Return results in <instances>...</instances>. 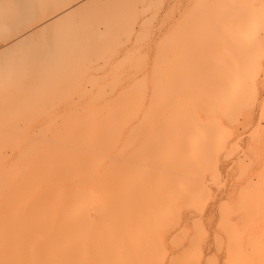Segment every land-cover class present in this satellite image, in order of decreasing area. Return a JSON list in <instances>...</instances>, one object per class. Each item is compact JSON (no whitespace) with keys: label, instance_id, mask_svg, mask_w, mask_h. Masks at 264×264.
<instances>
[{"label":"bare ground","instance_id":"6f19581e","mask_svg":"<svg viewBox=\"0 0 264 264\" xmlns=\"http://www.w3.org/2000/svg\"><path fill=\"white\" fill-rule=\"evenodd\" d=\"M22 1L23 0H21V2ZM33 1L36 2L35 0H29L26 5H32L34 3ZM64 1L65 3L69 2L68 5H70L71 1L73 0H60V2H63L61 5L66 7ZM117 1L123 2V10L121 11H123L125 15L124 13L122 14V16L124 15V21L122 22L126 25L124 27L126 29L127 21L129 18L133 17L134 9H136V6L134 7L135 4H133L134 2H132V0H103L105 4V6L103 7H101L102 1H99L98 5H100V7H98V10L96 9V13L98 14L95 13V19L99 22H102L105 25L104 28H108L111 25L109 30L112 28V33H114L112 26L115 27L116 24L114 23L116 22L114 20H117V18L112 17L113 20L111 18L108 19V16L110 14L108 13L109 15H106V12H109L108 9H112V7L114 8V5L117 4ZM39 2H41V0ZM50 2L51 4L55 3L54 1ZM106 2H108V6H106ZM150 2L148 0V3ZM57 3L58 2H56L55 4ZM97 3L98 1L95 2V4ZM87 5L88 3L82 4L79 9L81 10ZM92 6L94 5L92 4ZM223 6H225V4ZM16 8H18V6L16 7L12 5L9 0H0V30H2L4 27H6L7 24L11 23L15 19L16 15L19 12V10H16ZM194 8L195 7H193L192 10H195ZM236 8L242 11H240L241 14L236 25L232 26V28H229V31L221 34V36L219 35L220 37L218 38L216 37L218 27L214 24H208L206 25L208 36L204 43H202V41L200 42L201 37L199 38V36L201 35L197 34L196 40L194 41L195 46H185L182 49H179L180 51H176L174 59H165V61L163 62L162 68L160 70V75H179L180 78H182L181 76L185 77L187 75H190V77L193 76L192 79H194L195 81L190 80V82L187 84V87L190 88V94L193 93L190 91L199 88H205L207 85H209L211 89H205L203 97L199 99L195 98L194 100H192L187 98L185 93H183V90L185 89H183L181 85V88L183 89H181V92H183L180 94V97L175 101H170L164 106L162 111L164 112V118L168 123L165 125L164 122H162L163 124L160 127L163 128L161 130V136H167L160 142L161 146L164 147V149L166 148V151H160V154H164V152H166L165 157L163 156V154L161 156L163 157V162H161L162 165L159 162L161 161V159L156 161L154 160L156 159V157L157 159H159L157 154L160 155L158 151L161 150L159 149L161 146L158 147L159 150H155V152L157 151V153L152 152L153 158L149 156V154L151 155V153H149V151L152 150L151 148L148 147L149 151L147 153H145L146 150L144 151V154H146L145 156L141 155L143 151H139L147 148L137 149V152L140 153L142 159H144L143 157L146 156L150 157H146L147 160L152 158V165H149V163H151L150 160L149 163H147L149 166H160L159 168L165 170L166 172H186L189 169H192L195 162H198L200 159H202V157L203 160L205 158L204 162H206L205 164H207L206 159H209L211 155L210 153H212L214 148L216 147V141L221 138V136H223V120L228 119L230 115L237 112L243 106L249 91L257 85V79L259 78L261 72L260 66L262 65V59H259L260 57L258 58V56L261 55H259L260 51L258 50L262 48V46H264V34H260L258 32H264V0H246V2H244L241 6H238ZM114 9L110 11L111 14L114 13ZM206 9H208L206 6H202V13H200H216L209 10L207 11ZM192 10L190 11L191 14L193 13ZM74 11L76 10H73V12ZM88 11H90V9ZM73 12H70L68 14H64L62 12L63 16L58 17V19L52 21V23L42 29V31L47 35V41L44 44L42 54L38 59L35 57H30L27 52H25L21 56L10 58L6 62L4 57V50L0 52V264H132L133 261H135L136 256L134 253L136 251H134V249L137 250V246H133V243L136 245V242L133 241L131 243L132 246L130 245V252H134H131V255L127 256V253L125 252L127 251L126 249L129 247L128 244H130L131 241L127 240L126 243V239H134V237L135 239L138 238V230L141 229L142 226L144 227V225L147 224L145 217L149 216L152 222V216L154 215V213H156V211H153L155 209L151 210L152 207H149L150 209L148 208L147 210L144 209L145 205L154 206V204H150L152 202H150L149 200L150 189H153L151 191V194L153 196L154 202L156 201L155 204L158 205V196H154L155 192L153 194V191L155 188H152V186L155 185L153 179L155 176L153 177L152 174L155 168L153 170H150L149 168H141L142 171L144 170L143 173H141L140 170V173L142 174V176L144 175L143 177H145V179L143 180L145 182L143 180L140 182L136 175H132V172L134 171L133 169L136 167L137 163L140 162V157L138 156V153H136V150L131 151V153L129 154H125L124 157L121 156L123 158L120 157L123 149L119 150V152L114 154L113 156L111 154L119 149H117L116 146H118V142L122 140V134L126 133L124 132L125 130L123 131L120 127L124 125L131 126L133 124H136V122H138L139 118L142 116L140 113V103H138L137 99L136 91L138 90L132 89L127 91L124 89L130 79L133 78V82L136 81L134 80V77H137L136 73H139L137 69L136 72L132 71V75L128 74L129 78L127 82H125V86L123 82L125 80H121V78L119 79V77L116 78L119 79L116 80L117 82L112 81L114 79L110 80L112 81V84L116 86L109 93L99 92L95 95L92 94V96L88 97L87 99L83 98L84 101L82 100V103H80L79 100L76 103H79V106L81 105L80 107L77 106L78 104H76V106H69V108H65V111L60 112L59 118L57 117L59 119V122L56 121V123L53 124V122L51 123L50 121V123H48V126L43 127L42 129L38 128L40 129L38 130V132H36L38 136L33 138L28 136L29 138L26 137L23 144L18 143V137L23 132L26 126L29 128V133L31 131L34 132L33 130H31L30 126H25L26 123L24 125L20 123V121L23 123L26 118L28 119V115L30 117L32 112H36L34 110L30 111V109L32 108L31 106L34 105V100L36 101V98L33 99V96L39 94L41 95V98H46L47 100H49L47 96L52 90L54 92L55 86H58L59 88H57L63 91V98H69L70 94L72 93V91L69 90H75L81 86L78 83H82L81 69H86V58H89V56L92 57V55L96 53L95 51L93 53L95 46H97L100 42L102 44V42L104 43L105 41H107L108 38H110V34L111 36H114V34L112 35L111 32L108 35V30L105 37H109L105 41H103L104 38L102 37L101 39L98 38L100 42H97V38H95L94 40V38L91 37L93 32L97 29V27H94V25H97L96 23L94 24L93 22H91V25H88L83 29L76 30L71 27H65L63 22L62 25L64 28L62 30H59V37L57 38L55 26L60 24L61 20H64L65 17H69L71 14H73ZM49 15H51V13ZM112 15L114 16L115 14ZM110 20H112L114 24L110 22ZM121 20L122 17H120L119 21ZM188 20H185L186 24L188 23ZM120 28L121 25L118 30ZM98 31L102 32L103 29ZM184 31L186 30L184 29ZM94 33H97V30ZM99 34L100 33H98V35ZM182 35L185 36L186 34L182 32ZM94 36L96 37V35ZM197 36L200 39H198L199 41L197 40ZM184 38L182 40L183 42L181 43H184ZM32 41L33 36L31 34H28L21 38L22 44L31 43ZM180 41L178 42V44L180 43ZM229 41H231L233 44L231 47L232 51L229 53L226 52L224 55H222L223 51H220L222 50L220 45H225V42L231 44ZM167 43L169 44L170 42L167 41ZM104 44H106V42ZM245 44L248 46L246 47ZM242 45L245 46L243 47ZM178 46L180 47V45ZM98 47H100V45ZM228 48L230 49V47H227L226 51L229 50ZM173 53L169 55H172ZM221 56L226 57L225 59H220ZM108 62H110V59ZM108 62L107 64L110 65L111 62L110 64ZM221 63H224L225 66H227L226 68L224 67L225 73L224 71L221 72L223 68L222 70L220 69L221 76H219L217 71L218 69H213L219 68V65H221ZM117 68H121V66ZM258 68H260V71L257 70ZM108 70L111 71V69ZM211 70H213V72ZM209 73L211 75H215L217 73V75L211 76ZM222 73H224L225 75H223ZM202 74L203 78L204 75L208 76L203 79ZM226 74L228 76H226ZM144 75L146 76V74ZM232 75L237 76V78L240 77L238 83H240V81H243V83H246L244 84L246 86H244V88L242 87L243 89L240 90H238V88L240 87L235 88L236 85L238 86L240 84H234L233 79L231 78ZM235 76L233 77L235 78ZM86 77H88L87 74ZM152 77H155V75ZM228 77L231 79H229ZM208 79L209 81L211 79V81L208 82ZM228 79L232 80V86H230L231 81L229 82ZM77 84L80 86L77 87ZM203 85L206 86L202 87ZM107 87L111 88L112 86L110 84L109 87V84H106L105 88ZM177 87H180V85H177ZM53 92H51V94H53ZM177 92L180 91L178 90ZM156 93L158 94V92ZM74 94L73 97H75ZM192 96L193 95H191V97ZM30 97H33V105L29 106L31 102H29ZM51 98L53 97L51 96ZM52 102L55 103L54 101ZM225 102L227 103V105L225 104ZM36 103L37 101L35 102V105ZM39 104L41 105L42 103H37L34 108L36 109L37 106L39 108ZM145 105H142V107ZM38 108L36 110H38ZM39 109V112H43L45 110L41 108ZM59 110H61L60 107ZM142 111L143 110H141V112ZM139 113L141 115L140 117ZM38 114L34 113V115L36 116ZM55 114H57L56 111ZM57 118L54 120H57ZM29 119L27 121L31 120ZM143 121H141L142 123H144L143 125L147 126L145 124V121ZM140 127L141 126H139L138 129ZM130 129H133L132 126ZM50 130L51 134L49 133V135L48 131ZM141 130L143 129L141 128ZM156 132L157 130H155V133ZM136 136L137 134L135 135L134 131L130 133V137L132 139H135ZM150 138L151 140H153L154 136L153 138L152 136L147 138V143L142 141L140 143L141 147L139 148L145 146L144 144H142L143 142L147 145L148 143L150 144ZM33 139H37V141H34ZM154 144L155 145L153 146H155L156 148L157 146H159L156 145L157 143ZM155 147H153V150ZM123 148L125 149V145L123 146ZM7 151L15 153V157L9 158L7 155ZM155 154L156 157H154ZM207 154L209 157L207 156ZM116 155H118L121 159H116ZM156 164L158 166H156ZM204 167L202 168L204 169ZM208 168L209 167H207V169ZM207 169H205V171ZM138 171L136 173H138ZM200 171L202 172V169ZM142 176H140V178ZM149 177H152L153 182ZM166 177L164 178L166 180L163 181H165V184L167 185L168 178ZM174 177L176 179V176H173V178L171 176L172 180L170 181H173ZM147 179L148 181H146ZM170 181L169 184H171ZM179 181H181V179H179L178 182ZM148 182L150 186L147 185ZM174 182L176 183L177 180L173 181V183ZM140 183H142L143 185L145 184L149 191L145 186L143 187L142 184L140 185ZM180 184L182 185L183 183ZM171 185V187H174L173 184ZM161 187L163 189V185ZM171 187H169V189L167 188L168 190L166 189L168 193L166 191H164L163 193L166 192V195H169V190L172 189L170 195H175L176 197H174L177 198L179 192L176 189L179 188H177L176 186V188L174 187L175 189ZM141 188L145 189L146 193L144 195L146 196V198H144V191L141 192ZM253 189H251L250 192L248 191V194H244V197L242 196L243 199H248L245 201L243 200L244 202L242 201V203L245 204V208L248 207L247 210L250 209V213H252L251 211L253 209L257 213L259 211V216L256 213L258 218L264 212V201H261V199L264 200V198L260 196V192L257 193L258 190L254 191ZM256 189H258V187ZM174 190H176L177 192ZM139 191L140 195H143L142 197L139 196ZM191 191L192 190H190L189 193ZM187 192L188 191L186 190V194ZM163 193H161L160 195V192H158L157 195L162 198L164 197L163 195H165ZM249 194L251 196L254 195L251 197V200L257 198V200L255 201L256 203L258 202L257 205L259 209L257 211L254 204L252 202L249 203ZM188 196L190 197V195L187 194L186 198L190 200L191 197L189 198ZM138 197H140L141 201L138 199ZM167 201L169 202L171 200H166V203ZM140 202L142 203V205L140 204ZM171 203L169 202V204ZM251 204L253 205V207ZM139 208L141 209V211L139 210ZM142 210H146V212L150 210L151 215H149V213L145 214L146 212L143 213L145 215H142ZM151 211L154 212L153 215ZM168 212H166V214ZM158 213L155 215V217L158 216ZM160 213L163 214L165 212ZM165 215L161 216V219H164ZM143 216L145 217L143 218ZM157 219L153 220L154 224V221ZM164 220H162L163 222L161 221V223L159 224H163L164 222H166V219ZM167 221H169V219ZM124 223H126V225ZM153 223V227L147 225L149 229L148 227L147 229H145L147 233H150L148 234V237L146 236L147 233L145 231L144 232L146 234L143 232V235L145 234L147 238L154 236L152 235L155 232L154 227L156 228V230L158 229V227ZM150 229H154L153 232ZM140 232H142V230H140ZM145 236L142 237L144 238ZM155 236H157L156 233ZM159 237L160 236H158V238ZM175 245L178 244L175 243ZM150 248L151 247H149L148 250ZM146 249L147 248H145V251ZM122 254L126 255L129 258L126 259L125 256V258H123L121 256ZM139 254L141 253L138 252L137 255ZM152 256H154L153 253ZM130 257L132 258V260ZM137 258L139 259V256H137Z\"/></svg>","mask_w":264,"mask_h":264},{"label":"rangeland","instance_id":"374dc122","mask_svg":"<svg viewBox=\"0 0 264 264\" xmlns=\"http://www.w3.org/2000/svg\"><path fill=\"white\" fill-rule=\"evenodd\" d=\"M28 1L29 0H23L22 2H21V0H9V2L16 7L19 5H26L28 3ZM35 1L36 2L33 1L34 3L32 5H35V6H37V8H39V5H40V3L42 4V1L44 4H45V1H46V4H49V3L51 4L50 1L55 2L56 0H41V2H39L40 0H35ZM82 1H84V2H82ZM86 1H88V2H86ZM97 1H98V3L95 4V2H97ZM99 1H102L101 7L105 6L103 0H92V1L91 0H81V1L80 0H73V1H71L70 5H72L74 7H72V9H71V8H67L69 6L68 5L69 2H66L67 3L66 4L64 1V4L66 6V7H64L63 5H61L63 2H60V0H57L56 2H58L62 6L63 9H66L65 11H62L64 14H68L70 12H73V10H76L73 12V14L70 15L71 17L70 16L65 17L64 20H61L60 24H58L60 26L59 30H62L64 28L62 25L63 22H64L65 27H71V28L76 29V30L83 29V28L87 27L88 25H91V22H93L94 24L95 23L97 24L96 26L94 25L95 28L97 27V29H96L97 33H94V32H96V30H95L91 37H93L94 40H95V38H97V42L99 41V39H101V37L104 38V40L103 39L102 40L105 41L109 37V36H107V37H105V36L107 34L109 35L110 32L112 33V30H111L112 28L109 30L111 25L108 28H104L105 25L102 22H99L98 20L95 19L96 14H98V13H96V9L98 10V7H100V5H98ZM104 1H106V0H104ZM206 1H208V2H206ZM209 1H211V2H209ZM120 2L121 1H117V4L114 5L115 9L112 7V9H108L109 12H106V15L110 14L109 15L110 17L108 16V19L109 18L112 19V17L117 18V20H114V21H116V22H114V23H116L115 27L112 26L113 30H114V33H112V35L114 34V36H111V34H110L111 40H110V38H108V40L105 41L106 44H104L105 42L104 43L102 42V44H101V42L99 41L100 43L97 46H95V48L93 50V53H94V51L96 53L94 55H92V57L89 56V58H86V64H85V66L87 65L86 69L85 68L81 69V76H82L81 82L83 84L80 82L78 84H80L81 86L77 84V87L80 86L81 88L78 87L75 90L70 89L69 91H72V93L70 94L69 98L68 97L63 98V91L58 89L59 88L58 86H55L54 89L55 90L57 89L59 93L57 92V90L56 91L54 90V92H53V90L52 91L50 90L51 92H53V94H51V92L49 93V95L47 94L48 95L47 97L49 98V100H47L46 98H41V95H39V94L34 95L33 96L34 98L33 97H30L31 99L29 98V102L31 101L29 106L33 105L32 104L33 103L32 98L33 99L36 98L37 103H40V102L42 103L41 105L39 104L40 105L39 108H41L43 110L45 109V110L43 112H39L40 109L38 108V106L36 107V109L38 108L39 111L36 110L34 107L37 105V103L35 105L36 101L34 100V105L31 106L32 108L30 109V111L34 110V111H36V112H34L35 114H38V113L39 114L36 116V115H34L33 112L31 113L29 111L31 113V115H30V117L28 115V119L30 118L31 120L30 119L29 120L32 122L27 121L28 120L27 118L23 121V123L20 121L21 124L24 125L26 123L25 126L26 125L30 126L31 130L34 131V132L31 131L27 135V137L29 136V137L33 138V137L38 136V134L36 132H38V130L42 129L43 127L48 126L49 125L48 123H50V121H51V123L53 122V124L56 123V121L59 122L58 118H59L60 112L65 111L66 110L65 108H69V106L70 107L74 106V105L76 106V104H78L77 106H79V103H76L79 100H80V103H82V100L84 101V99L91 97L92 94L95 95L99 92L109 93L116 86V85L112 84V81L117 82L116 80H119L121 78V80H125V81H123L124 86H125V84H126L125 82H127L128 78H129L128 74L132 75L131 74V73H133L132 71L136 72V69H137V71L139 73H136L137 77H134V80H136V81L133 82V78L130 79L127 82L124 89L127 91L132 90V89L138 90V91H136L137 92V99H138V103H140L139 104L140 113L142 116L139 113V117L140 116L141 117L139 118L138 122H136V124L131 125L133 129H130L131 128L130 125L129 126L124 125V126L120 127L123 131L125 130L124 132H126V133L122 134L123 135L121 138L122 140H120L121 143L118 142V144H117L118 146H116L117 149L118 148L119 149L117 151H115L114 153H111V154L113 156L114 154L118 153L119 150L123 149L120 157L121 156L124 157L125 154H129V153H131V151L136 150V153H138L137 149L147 148V149H143V150L139 151V152L143 151L141 153V155L145 156L146 154H144V151L146 150L145 153H147L149 151L148 149L151 148L152 150L149 151V153H151V155L149 154V156L152 157V152L157 153V151L155 152V150H157L158 147L161 146L160 142L163 139H165V137H167L166 135H164V137H163V135L161 136V130L163 128H160L163 124L162 122H164L165 125L168 123L166 121V119L164 118L165 115H164V112L162 111L164 106L166 104H168L170 101H172V100L175 101L176 99H178L180 97V94L183 91H184L183 93H185L187 98L194 100L195 98L199 99V98L203 97L205 89H207V88H208V90L211 89V87H209V85H207V86L203 85L202 87H204V86H206V87L205 88L201 87L202 89L199 88L196 90H192L190 92H193V93L190 94L189 93L190 88L187 87V84L190 82V80L195 81L194 79H192L193 76L190 77V75H187L185 77L181 76L182 78H180L179 75H169V76H166L165 74L160 75V70L162 68L163 62L165 61V59H168V60L170 58L174 59V55H175L176 51H180L179 49H182L185 46H191V47L195 46L194 41L196 40L197 34L201 35V36H199V38L201 37V40L198 38V36H197V40L199 39L200 42L202 41V43H204V41H206V38L208 36V31H207V26H206L208 24H214L218 27V30H217L218 36L216 35V37H218V38L221 36V34H224L225 32L229 31L230 30L229 28H232V26L236 25V23L240 17V14H241L240 11H242V10H238V8H236V7L241 6L244 2H246V0H224V1L223 0H220V1L219 0H197V1L196 0H151V2L149 0L150 3H148V0H132V2H134L133 4H135L134 7L136 6V9H134L133 16L139 17L140 22H142V23L147 22L149 24H154L156 26L158 36L166 38L165 43L163 45V48L160 49L159 69L153 70V71L151 69L148 71H141L138 68H136V64H135L136 58L134 56L130 55L128 52V48L126 46L127 45V38H126L127 29L124 28L126 25L122 22V21H124L123 16L125 15V13L123 11H121V10H123V8H122L123 2H121V3ZM85 3H88V5L86 6L87 9L85 7V8L80 10L79 8L82 6V4H85ZM107 3L108 2H106V6H108ZM221 3H223V4H221ZM92 4L94 6H92ZM154 4H155V6L159 5V7H154ZM224 4H225V6H223ZM118 6H119V8H118ZM202 6H206L208 8V9H206L207 11L209 10V11H213L216 13L206 12L207 14H205V13L201 14L202 13ZM193 7H195L194 8L195 10H192ZM77 8H78V10H77ZM68 9L69 10L71 9V10L69 11ZM89 9H90V11H88ZM93 9H95V10H93ZM113 9L115 11H113L114 13H112V14L116 15L118 13L116 16L115 15L113 16L110 12ZM211 9H213V10H211ZM16 10H19V8H16ZM191 10L193 11L192 14L190 13ZM37 11H39V10H37ZM56 11H60V9H57ZM84 12H86V13H84ZM63 13H61V15L59 17L63 16ZM123 13H124V15L122 16ZM88 14H90V15H88ZM85 15H87V16H85ZM186 16H187V19H186ZM84 17H85V19H84ZM120 17H122L121 21H119ZM112 20H110V22L113 23ZM185 20L186 21L188 20V23H187L188 25L186 24ZM97 21H98V23H97ZM112 23H110V24H112ZM78 25H79V28H78ZM120 25H121V28H120L121 30L120 29L118 30ZM102 29H103L102 32L98 31V30H102ZM184 29L186 31H184ZM220 29L223 31H221ZM108 30H109V32H108ZM257 30H259V29H257ZM115 31H117L118 33ZM82 32H84V31H82ZM176 32H178V33H176ZM182 32L186 35L185 36L182 35ZM258 32L260 34H264L263 31H258ZM98 33H100V34L98 35ZM94 35H96V37ZM182 37L183 38L185 37L184 43H181V42H183ZM177 38H179L181 41ZM167 41L170 43L168 44ZM179 41H180V43L178 44ZM229 42L231 44L225 42L224 43L225 45H220L222 50H220V47H219V50L223 51L222 52L223 54L221 53L222 55H224L226 52L229 53L232 51L231 47L233 44L231 41H229ZM172 43H174V44H172ZM99 45H100V47H98ZM178 45H180V47ZM228 45H230V46H228ZM245 45H242V46L244 47ZM247 46L248 45H246V47ZM224 47H226V48L230 47V49L228 48L229 50L226 51V48H224ZM170 50H171V52H170ZM1 51H3V49H1L0 52ZM258 51H260L259 55L261 54L260 56H258V58L260 57L259 59H262L261 60L262 65L260 66L261 69L260 68L257 69L258 71L261 70L260 76L257 79V85L258 84L264 85V56H263L264 55V46H262V48H260ZM113 52H115V53H113ZM101 53L102 54L104 53L105 55L104 54L102 55ZM171 53H173L172 54L173 56L169 55ZM225 57L221 56L220 59H225ZM258 58H256V59H258ZM109 59H110L111 64H110V62H108ZM128 60H130V61H128ZM107 62L110 65H108ZM112 62H114V63H112ZM88 64L90 65V67ZM225 64H226V62H225ZM225 64L221 63V65H219V68H216L213 70L218 69L217 70L218 75L221 76V74H220L221 72L224 71V73H225L224 67L226 68V66H227V65L225 66ZM120 66L122 69L117 68ZM122 66H124V67H122ZM222 68H223V70H222ZM108 69H111V71ZM220 69L222 70L221 72H220ZM85 70H86V72H85ZM87 70H88V72H87ZM213 70H211V71L213 72ZM83 72H85V73H83ZM89 72H91V73H89ZM158 73L160 76L158 75ZM224 73H222V74L225 75ZM86 74L89 78L86 77ZM144 74H146V76ZM154 75H155V77H152ZM215 75H217V73ZM215 75H211V76H215ZM206 76H208V75H206ZM206 76L204 75V78H203V74H202L203 79H205ZM226 76H228V75L226 74ZM233 76H235V75H232L231 78L233 79L234 84L235 83L237 84L238 81L240 80L239 79L240 77L237 78V76H235V78L237 79L236 80ZM118 77H119V79H116ZM177 77H179V78H177ZM135 78H137V79H135ZM231 78H229V79H231ZM112 79H114V80H112ZM110 80H112V81H110ZM144 81L148 82V84L153 89V93H155L154 94V97H155L154 103H152L150 101L151 103H149L147 105H145L143 103L144 101L142 99V91H143ZM207 81L210 82L211 79H210V81H209V79ZM207 81H205V82H207ZM229 82L231 83V84L229 83L230 86H232L233 85L232 80H229ZM163 83H164V85H163ZM242 83H243V81L242 82L240 81V83H238L240 85H238V86L236 85L237 87L235 86V88L240 87V88H238V90L243 89L244 86H246V85H244L246 83H243V85H242ZM100 84H101V86H100ZM106 84L107 85L109 84V87L111 84L112 87L111 88H108V87L105 88ZM128 84H129V86L130 85L131 86L129 87ZM183 84H185V85H183ZM137 85H139V86H137ZM166 85H168V86H166ZM177 85L178 86L180 85V87H177ZM181 85H182L183 89H185V90H183L181 88ZM162 89H164V90H162ZM172 89H174V90H172ZM181 89L183 90L182 92H181ZM48 90H49V88H48ZM154 90H155V92H154ZM178 90L180 92H177ZM208 90H206V91H208ZM156 92H158V94ZM55 94H56V97H55ZM73 94L75 97H73ZM191 95H193V96L191 97ZM51 96L53 98H51ZM44 97H46V96H44ZM57 97H58V99H57ZM72 98L74 100L76 98V100L74 101ZM150 100H151V97H150ZM52 101H54L55 103H53ZM141 101H142V103H141ZM226 102H228V101H226ZM226 102H225V104L227 105ZM142 105H145V106H143L144 108L142 107ZM59 107L61 110H59ZM157 107H159L160 109ZM54 110L57 112V114H55ZM141 110H143L144 112L142 111L143 112L142 113ZM145 110H147V111H145ZM44 112H45V114H44ZM148 112H149V115H148ZM143 116H144V118H143ZM49 117H52L53 120L49 119ZM33 118H36V119H33ZM56 118H57V120H54ZM44 119H45V122H44ZM143 120L145 121V124L147 126L143 125L144 123L141 122ZM226 120L227 119H224L223 123ZM25 121L30 122V123H27ZM169 121H171V120H169ZM33 122H34V124H33ZM31 123H32V126H31ZM126 126H127V128H126ZM139 126H141V127L138 129ZM222 126H223L222 128H224L225 123L222 124ZM38 128H40V129H38ZM123 128H125V129H123ZM141 128L144 131L141 130ZM158 128H160V129H158ZM51 130L48 131V134L49 133L51 134ZM155 130H157L156 133H155ZM130 131L131 132L134 131L135 135L137 134L138 137L136 136L135 139H132L130 137V133H131ZM159 131H160V133H159ZM153 132H154V134H153ZM124 135L126 138L124 137ZM151 136H152V138L154 136V139L151 140V138H150L149 141L151 143L150 144L148 143V145H147L146 144L148 141L147 138H149ZM219 139L218 140L220 142L218 140L216 141L217 145L214 148L213 152L210 153L211 154L210 157L207 154V156L209 157L208 160L206 159L208 166H207V164H205L206 162H204L205 158L203 160V157H202V159H200L198 162H195V164H194L195 168L193 166L192 169H189L186 172H182V171L181 172L175 171L177 173L166 172L165 170L160 169L159 168L160 166L159 167H154V165L149 166L150 164L152 165L151 159L153 157L151 159L147 160L146 157H148V158H150V157L146 156V157H143L144 159H142L140 153H138V156L140 157L141 163L140 162L137 163L136 167L133 169L134 173L132 172V175H136L138 177V180H140V182H141L143 179H145V177H143L144 175L142 176V174H141L144 172V170L142 171L141 168H143V169L149 168L150 170H153L155 168L153 170L152 174H153V177L155 176L153 179H154V183H155L156 187L154 185V186H152V188H155L153 191V194L155 192L154 196H158L159 201H157L158 205L155 204L156 201L154 202L153 196L151 194L152 193L151 191L153 189L152 190L150 189V192H149L150 198L149 197L148 198H149L150 202H152L150 204H152V205L154 204V206H150V205L147 206L144 204L145 205L144 209L147 210L149 207H152L151 210L155 209L153 211H156V213L151 211L152 215L154 213V215L152 216L153 218L150 216L152 218V222H151L149 216L148 217L143 216V218L145 217L147 224H145L146 226L144 225V227L142 226L141 229L138 230V233H139L138 238L135 239V237H134V239H135L134 240L133 238L131 239V238L127 237L128 239H126V243H127V240L131 241L130 244H128L129 247L126 249L127 251L125 250L126 251L125 253H127V256H130L131 252L136 251V252H134L136 255L135 261H133L132 264H134V262H135V264H152V261L156 255V247L155 246L157 245L156 243L158 240V236H161L162 233L164 235L166 234L165 236H166L167 246L174 253V256L169 257V259H175L177 261H182V262H184V264H193V262H197L201 258H203L205 261H207L210 254L214 258L220 259L222 264H224V262H227V264H264V212L261 211V212H263V214L257 218V214L259 213V211L257 213L253 209L251 211L252 213H250V209H248L249 210V212H248V210H247L248 207L245 208L246 207V206H244L245 204L242 203L243 200L244 201L248 200L246 198L243 199V197L245 196L244 194H248L250 192V190L253 188H255V189H253L254 191L258 190L257 193L260 192V196H262L264 198V183H263L264 182V179H263V176H264V174H263V172H264V127H262L260 125L259 119H257L254 125L251 122H249L244 128H241L240 134L237 137L236 141L234 142L233 145L230 146L228 156L225 157L223 160L220 159V156H221L220 145H221L223 136H221V138H219ZM33 140L37 141V139H33ZM142 141L146 142V143H144V142L142 143L145 146L142 148H139V147H141L140 143ZM154 143H157L156 145H159V146H157V148H156L155 146H153V145H155ZM124 145H125V149L123 148ZM151 145H152V147H151ZM153 147H155L156 149L154 148V150H153ZM159 149H161V150H159ZM159 149H158L159 150L158 153L160 154V151L163 152L166 148L164 149V147L161 146ZM126 150H128V151H126ZM10 153H11V151H7V155L9 158L15 157V153H11V154ZM162 154L163 153H161L160 155L157 154L159 159H157L156 154L154 155V157H156V159H154L155 161L161 159V161H159L161 165H162L161 162H163V159H162L163 157H161ZM165 154H166V152H164V154H163L164 157L166 156ZM115 157L118 160L123 158V157L120 158L118 155H116ZM232 157H234V158H232ZM149 160L151 161V163H149ZM217 162H219L220 168L222 171H219V172L215 171V165ZM147 163H149V165ZM138 166H140V167H138ZM156 166H158V165L156 164ZM206 166L209 168L207 169ZM202 167H204V169ZM201 169H202V172L200 171ZM205 169H207L209 172L207 170L205 171ZM140 170H141V173H140ZM137 171H138V173H136ZM203 171H204V173H203ZM155 173H156V175H155ZM182 173H184V174H182ZM166 175H167V177H166ZM140 176H142L141 177L142 179L140 178ZM164 176L166 178H168L167 185L165 184V181H163V180H166V179H164L165 178ZM171 176H172V178H173V176H176V179L174 177L173 181L177 180V182H176L177 184L175 182L173 183V181H170V180H172ZM221 176H223V179H221ZM169 177H170V179H169ZM149 178L152 179V177H149ZM153 179H152V182H153ZM179 179H181V181L178 182ZM146 181H148V179ZM169 181L171 184H173L174 187L176 186L177 188H179V189H176L179 192L178 195L176 193L177 198H175L176 197L175 195H173V196L170 195L172 189L169 190L170 191L169 195L171 196V198L169 195H166V192L168 193L167 190L169 189V187L172 186L171 184H169ZM180 183H183V184L181 185ZM141 184L142 183H140V185ZM150 184H151V182H150ZM147 185L150 186L149 182ZM162 185H163V189L161 187ZM142 186L143 187L145 186L147 189V186L145 184L144 185L142 184ZM142 186H140V187H142ZM174 187H171V188H174ZM183 187H184V189H183ZM257 187H258V189H256ZM205 188H209V190L211 192V202L207 203L206 206H201L198 210L194 211L193 208L195 207L196 203L198 202V198L200 197L201 193L203 192V190ZM181 189H183V190L186 189L188 191L187 194L190 195L191 198L188 196L190 198V200L186 198L187 197L186 190L183 191ZM200 189H201V191H200ZM140 190H142L141 192L144 191L143 195L146 193L145 189L141 188ZM147 190L149 191V189H147ZM176 190H174V191H176ZM190 190H192V191L189 193ZM164 191H166V192L163 193ZM158 192H160V195H161V193H163L166 196L163 195L164 197L160 198L159 195H157ZM173 192H172V194H173ZM143 195H140V191H139V196L142 197ZM167 196H169V197H167ZM252 196H254V195H252ZM252 196L250 195V200H251ZM144 198H146V196ZM144 198H142V199H144ZM155 198H157V197H155ZM138 199L140 200V197H138ZM168 199L171 201L173 200L172 203H171V201H169L171 204H169L168 201L166 203V200H168ZM250 200H249V203L252 202L255 206L256 211H257L259 209L258 205H257L258 202L257 203L255 202L257 200V198L252 199L251 201ZM261 201H264V200L261 199ZM144 202H146V201H144ZM142 203H143V201H142ZM142 203L140 202L141 205H142ZM261 204H263V203H261ZM259 206H260V203H259ZM263 206H261V207H263ZM252 207H253V205H252ZM140 208H142V207H140ZM140 208H139V210L141 211ZM163 208H164V210H163ZM146 210L145 211L142 210L143 212L141 214L145 215V214L149 213V215H151L150 210L148 212H146ZM168 210H169V212H168ZM144 212H146V213L143 214ZM160 212H162V213L165 212V213L161 214ZM166 212H168V213L166 214ZM157 213H158V216H160V217L156 216L158 219L155 217V215ZM249 213H250V215H249ZM139 214H140V212H139ZM159 214H161V215H159ZM163 215H165L164 219H166V222H164L163 224H159V223H161L162 220H164V219H161V216H163ZM258 216H259V214H258ZM165 217H167V218H165ZM140 218H141V216H140ZM178 218H180V219H178ZM154 219L158 220V221L157 220L154 221L155 224L153 223ZM168 219H169V221H167ZM152 223L154 225H156L158 227V229L156 230V228L154 227L155 230L154 229L153 230L155 232H154V234H152L154 236L147 238L149 236L148 234H150V233H147V231H145V229H147L148 226L153 227ZM124 224L126 225V223H124ZM148 229H149V227H148ZM140 230H142V232H140ZM150 230H149V232H150ZM153 230H151V231L153 232ZM144 231L147 233V235H146L147 237L145 236L146 233ZM143 232L145 233L144 235H143ZM155 233L157 234V236H155ZM142 236H145V237L143 238ZM133 241L136 242V245L133 243V246H137V250L132 248V249H134V251L130 252V247L132 246L131 243ZM193 241H197V242L202 241V247L200 248L199 254H197L195 249L192 247ZM175 243L178 245H175ZM145 246H147V247H145ZM144 247L147 248L146 251H145ZM149 247H151V248L148 250ZM125 248H126V246H125ZM128 249H129V251H128ZM142 250H144V251H142ZM138 252L141 254L137 255ZM152 253L154 256H152ZM121 256L123 258L126 257V259L129 258L124 254H122ZM137 256H139V259L137 258ZM116 258H118V257H116ZM131 260H132V258H131Z\"/></svg>","mask_w":264,"mask_h":264},{"label":"snow or ice","instance_id":"6c2138e0","mask_svg":"<svg viewBox=\"0 0 264 264\" xmlns=\"http://www.w3.org/2000/svg\"><path fill=\"white\" fill-rule=\"evenodd\" d=\"M72 7L74 6H68V8ZM155 7H159V5ZM18 8L19 12L15 19L0 30V49L4 50L6 62L10 58L19 57L25 52L30 57L38 59L47 41V35L42 29L52 23V21L58 19L62 11L66 10L60 4L44 3L40 4L39 8L30 4L19 5ZM57 9L61 11H56ZM55 32L58 38L59 25L55 26ZM28 34L33 36V41L22 44L21 37ZM126 38L128 52L136 58V68L141 71L159 69L160 49L163 47L166 38L158 36L154 24L142 23L139 17L133 16L127 21ZM150 97L151 102L154 103L153 89L147 81H144L142 98L146 105L150 103ZM49 119H52V117H49ZM257 119H259L260 125L264 127V85L261 84L256 85L249 91L243 106L237 112L230 115L224 122L225 127L222 130L223 139L220 145L221 160L228 156L230 146L234 144L239 136L240 129L244 128L249 122L254 125ZM28 134L29 128L26 126L18 137V143L23 144ZM215 171H222L219 162L215 165ZM221 179H223V176H221ZM210 202L211 192L209 188H205L193 210L196 211L201 206H206ZM192 247L199 254L202 241H193ZM172 256H174V253L167 246L166 236L162 233L157 240L156 255L152 264H184L182 261L169 259ZM193 264H222V262L210 254L207 261L201 258L197 262H193ZM224 264H227V262H224Z\"/></svg>","mask_w":264,"mask_h":264}]
</instances>
